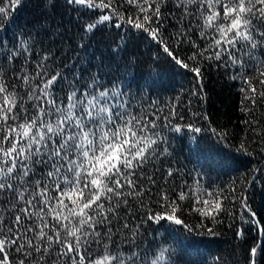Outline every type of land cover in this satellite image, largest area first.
<instances>
[{
	"label": "snow or ice",
	"instance_id": "snow-or-ice-1",
	"mask_svg": "<svg viewBox=\"0 0 264 264\" xmlns=\"http://www.w3.org/2000/svg\"><path fill=\"white\" fill-rule=\"evenodd\" d=\"M23 2L0 0V264H178V249L188 244L193 233L199 235L195 225L181 218L179 210L185 201L196 205L193 210L210 221L200 224L210 237L218 234L217 225L231 219L228 228L241 241L244 264H261L264 221L247 195L259 177L246 179L243 188L234 182L227 192L223 187L202 188L200 174L191 185L187 180L170 184L180 174L171 167L157 181L156 161L171 155L163 130L181 137L191 132L189 150L198 151L206 140L200 135L205 129L181 123L185 116L178 111L176 98L171 107L151 101L148 111L115 82L119 77L105 82L97 71L87 81L75 73L69 80L67 73L57 70L60 65L53 52L36 50L39 33L34 36L26 26H16L8 37V29L15 25L13 10ZM65 3L76 11L83 8L81 15L93 14L81 25L86 34L119 19L116 28L127 24L130 31L144 35L175 65L194 74L197 83L190 90L192 96L202 95L207 69L223 68L230 80L240 82V111L252 117L243 120L245 132L235 150L252 155L251 137L255 136L264 153V125L255 119L256 110L264 108V57L256 55L264 49V0ZM167 3L174 5L181 18V28L169 36L164 28L168 17L162 12ZM48 5L55 7L53 0ZM184 45L189 51L182 57L179 51ZM84 46L80 43L77 48ZM125 46L121 37L113 52L118 54ZM125 67L130 68L131 62ZM208 131L218 142L230 135L214 128ZM149 165L152 172L146 171ZM146 196L152 203L144 202ZM130 200H138L143 209L138 217L141 223L131 227L121 216ZM148 223L167 224V229L159 242L142 247L140 229ZM253 231L255 237L250 238ZM168 233L174 235L170 238ZM215 264L228 261L216 257Z\"/></svg>",
	"mask_w": 264,
	"mask_h": 264
},
{
	"label": "trees",
	"instance_id": "trees-1",
	"mask_svg": "<svg viewBox=\"0 0 264 264\" xmlns=\"http://www.w3.org/2000/svg\"><path fill=\"white\" fill-rule=\"evenodd\" d=\"M53 2L55 7H50L48 0H24L18 9L13 10L15 25L8 29V37L11 38L16 26H26L34 36L39 33L36 37L38 41L36 50L53 52L57 64L60 65L57 70L67 73L69 80L75 73L87 81L89 75L97 71L101 73L105 82H111L114 77H119L115 82L148 111H151L148 107L151 101L171 107L176 98L180 103L178 111L185 116L181 123H195L205 129L200 135L205 136L206 140L201 143L198 151H190L191 146L187 137L192 135L191 132H185L181 137L164 129L162 134L168 140L171 155L156 161L155 167L160 169V172L156 173L155 179L160 181L164 170L171 167L173 170L179 169L180 174L173 177V180L169 181L170 184L174 181V185H181L182 181L187 180L191 185L193 177L200 174L202 188L213 191L223 187L227 192L234 182L237 188H243L246 187L244 183L246 179L250 180L253 175H257L259 179L250 187L248 199L252 209L264 221V171L259 173L254 171L264 169V153L257 147L258 141L255 136L251 137L252 155L240 154L235 150L245 132L243 120L252 118L240 111L243 107L240 82L230 80L229 74L225 73L223 68L217 71L213 66L204 73L202 95L199 98L192 96L190 90L197 83L194 74L175 65L161 48L144 35L134 30L130 31L127 24L123 28H116L114 25L120 23L119 19L101 25L91 35L86 34L82 31L81 25L94 18L93 14L81 15L84 12L83 8L76 11L75 6H68L65 0ZM120 3L123 4V0H120ZM162 12L168 17L164 21V28L167 30L165 35H174L181 28L180 12L175 10L171 3L165 4ZM121 37H124L126 46L117 54L113 52V48ZM80 43L85 45L83 49L77 48ZM188 51V46L184 45L179 54L183 57ZM256 55L264 57V49L258 50ZM130 62L131 67L126 68ZM2 63L0 57V64ZM64 64L68 65L67 69L63 67ZM149 69L152 71L151 77ZM193 113L203 114L206 118L199 119L193 116ZM255 119L264 125V108L256 110ZM209 128L230 135L226 141L218 142L208 131ZM260 130L258 127L257 131ZM146 171L152 172L153 166H147ZM144 187L147 188L148 185L145 184ZM144 202L152 203L147 196ZM195 207L196 205L187 201L181 202L179 210L182 213L181 218L188 224L195 225L199 235L193 233L188 244L182 250L178 249V264H215L216 257H222L228 264H244L242 248L238 246L241 241L235 239L234 230L228 228V224L232 223L231 219L217 225L218 234L210 237L200 228L201 223L209 224L210 221L196 213L193 210ZM227 207L230 211L233 210L232 204H227ZM142 215L143 209L138 200H130L129 207L121 209V216L127 219L130 227L141 223L138 217ZM221 219L224 217L221 216ZM166 229L167 224L164 227H159L155 223L143 224L139 237V240H143L142 247H148L149 242L153 240L159 242ZM168 235L171 238L174 234ZM249 235L250 238L255 237V232ZM261 264H264V261Z\"/></svg>",
	"mask_w": 264,
	"mask_h": 264
},
{
	"label": "water",
	"instance_id": "water-1",
	"mask_svg": "<svg viewBox=\"0 0 264 264\" xmlns=\"http://www.w3.org/2000/svg\"><path fill=\"white\" fill-rule=\"evenodd\" d=\"M249 190H250V187L247 189V195H248Z\"/></svg>",
	"mask_w": 264,
	"mask_h": 264
}]
</instances>
